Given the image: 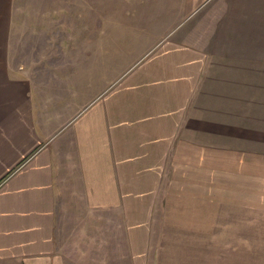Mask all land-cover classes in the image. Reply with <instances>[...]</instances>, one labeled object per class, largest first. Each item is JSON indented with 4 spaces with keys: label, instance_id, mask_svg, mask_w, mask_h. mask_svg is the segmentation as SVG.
Segmentation results:
<instances>
[{
    "label": "crops",
    "instance_id": "0c3cea01",
    "mask_svg": "<svg viewBox=\"0 0 264 264\" xmlns=\"http://www.w3.org/2000/svg\"><path fill=\"white\" fill-rule=\"evenodd\" d=\"M232 1L133 0L110 29L0 0V264H263L205 43Z\"/></svg>",
    "mask_w": 264,
    "mask_h": 264
},
{
    "label": "rangeland",
    "instance_id": "374dc122",
    "mask_svg": "<svg viewBox=\"0 0 264 264\" xmlns=\"http://www.w3.org/2000/svg\"><path fill=\"white\" fill-rule=\"evenodd\" d=\"M140 1L146 2L145 8H149L147 5L149 0H138ZM232 2H235L236 7L239 8L237 18L231 17L223 21L218 34L214 32L212 36L207 37L209 41L205 43L207 48L222 56L215 60L217 65L222 67L229 64L232 71L224 73L221 68L211 75L212 80H217L219 83V78L224 77L220 79V85L223 87L233 85L237 80L234 91L235 104L224 105L220 111L222 118L226 116L234 122L236 137L229 138L233 140L237 148H245L244 150L249 151L255 160L254 169L251 172L254 181L252 233L251 239L250 234L247 235V243L252 242V261H263L264 264V0H252L253 6L249 10L244 9V2L248 7L249 0ZM133 3V0H15L18 12L25 18L37 19L60 15L62 19L66 18L67 22L77 19L81 24L83 18L91 15L93 24L97 20L95 25H100V19L104 18L105 26L108 25L110 29L113 24L116 25L114 20L117 17L123 18L128 13L131 14V7L128 6ZM235 5L231 3L230 8L227 7L223 13L233 12ZM250 13L253 14L252 17ZM214 17V20L218 19L217 13H213L209 19L212 21ZM232 22L235 24L230 25ZM235 51L242 54L247 52V57L230 56L234 55ZM219 92L222 95L226 90H219ZM225 102L228 103L229 100ZM232 102L231 99L230 103ZM240 133L243 135H238ZM227 139L228 137L226 139L221 137L217 142L223 145L226 144Z\"/></svg>",
    "mask_w": 264,
    "mask_h": 264
}]
</instances>
